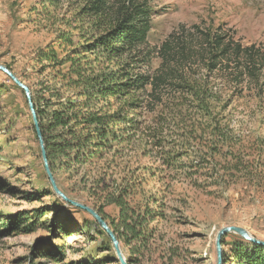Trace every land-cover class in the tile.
Wrapping results in <instances>:
<instances>
[{
	"label": "rangeland",
	"instance_id": "374dc122",
	"mask_svg": "<svg viewBox=\"0 0 264 264\" xmlns=\"http://www.w3.org/2000/svg\"><path fill=\"white\" fill-rule=\"evenodd\" d=\"M92 1L0 0V65L32 92L58 87L60 77L54 79V74L67 66L60 63L70 48L60 46L57 38L69 33L74 44L83 42L78 35L91 29V19L81 9ZM134 1L150 11L146 41L136 54L147 61L134 74L153 75L161 64L159 49L169 41L173 57L188 56L174 63L182 77H207L205 33L226 35L242 47L255 45L264 52V0ZM111 2L117 12L121 0ZM51 49L59 65L42 71L40 52ZM120 65L98 67L106 71ZM208 82L220 97L210 117L197 114L168 88H161V104L142 96L151 105L137 112L142 127L159 129L158 119L171 126L157 137L171 142L172 166L162 165L167 149L149 152L139 140L114 143L93 164L66 168L60 166L66 161L53 159L58 189L90 208L102 203L98 186L118 183L130 173L141 182L144 196L163 197V217L151 224L154 234L141 255L132 257L136 261L129 262L119 245L127 264H217L216 236L225 227L243 228L264 241V79L258 85L254 80L236 84L216 71ZM108 101L111 112L118 104L115 98ZM180 102L183 118L167 109ZM194 125L198 131L189 134ZM215 125L218 133L213 135ZM33 130L23 91L0 72V264H120L96 221L52 191ZM137 189L134 200L143 196ZM103 214L114 217L115 208L107 206ZM238 243L248 242L234 233L222 237L227 261L221 264H236L232 252Z\"/></svg>",
	"mask_w": 264,
	"mask_h": 264
},
{
	"label": "trees",
	"instance_id": "16d2710c",
	"mask_svg": "<svg viewBox=\"0 0 264 264\" xmlns=\"http://www.w3.org/2000/svg\"><path fill=\"white\" fill-rule=\"evenodd\" d=\"M46 1L53 4L57 0ZM121 3L117 12L111 0H94L88 7H83L81 14L91 19V29L78 35L83 42L74 44L73 35L69 33H61L57 38L60 46L70 48L60 63V66H67L63 70L57 69L54 74V79L60 77L59 86H41L33 92L28 87L52 174L55 169L53 159L66 161H60V166L64 164L66 168L93 164L102 160L114 143L131 144L135 140H139L144 149L149 147V152L154 148L167 149L165 157L160 154L162 165L172 166L171 142L157 137L171 126L158 119L159 129L142 127L137 112L151 107L142 96L154 100V104H161V88H168L185 104L189 103L197 114L210 117L220 97L211 88L209 75L217 71L236 84L254 80L258 85L259 80L264 79V52L261 48L255 45L242 47L232 37L212 33L202 34L206 54L202 62L207 77L199 80L182 77L179 65L174 63L187 61L188 56L173 57L169 41L159 49L161 64L153 75L134 74L136 66L147 61L146 57L139 58L136 54L138 47L146 41L150 11L145 3L134 0H121ZM39 62L42 71L59 65L52 49L41 51ZM118 62L121 65L113 70L100 71L98 67ZM44 94L51 95L44 99ZM109 98H115L118 104L111 112ZM183 102L167 109L174 116L183 118ZM194 126L189 134L198 131ZM201 132L206 133L205 129ZM211 132L213 135L218 133L217 125ZM138 180L130 173L118 183H102L98 186L102 203L92 208L127 250L129 262L136 261L132 258L134 255H141L154 234L151 224L163 217L164 209L163 197L157 200L156 195L144 196ZM137 187V192L143 195L140 200H134ZM107 206L115 208L114 217H104L103 209ZM232 254L236 264H264V247L252 243H238ZM222 260L227 261L225 255Z\"/></svg>",
	"mask_w": 264,
	"mask_h": 264
},
{
	"label": "water",
	"instance_id": "95a60500",
	"mask_svg": "<svg viewBox=\"0 0 264 264\" xmlns=\"http://www.w3.org/2000/svg\"><path fill=\"white\" fill-rule=\"evenodd\" d=\"M0 72L6 74L11 81L20 89L23 91L24 96L27 100V105H28V109L31 115V120H32V124H33V129L36 135V138L38 140V144H39V149H40V155H41V159L43 162V166H44V170L45 173L47 175V178L49 180V183L51 185V189L54 192V194L59 197L61 200H63L65 203L70 204L76 208H79L81 210H83L84 212L88 213L95 221L96 223L99 225V227L106 233V235L108 236V238L110 239L113 249L118 257L119 263L120 264H127L126 261L123 259L121 253H120V249H119V242L116 238V236L114 235V233L111 231V229L108 227V224L90 207L85 206L83 204L74 202L70 199H68L57 187L52 173L50 171L49 165H48V161H47V156H46V151H45V146H44V142H43V138L41 135V131L39 128V124H38V120L36 117V113H35V108H34V104L31 101V97H30V91L28 89V87L22 82L20 81V79H18L17 77H15L8 69H6L4 66L0 65ZM228 233H234L236 235H238L240 238H242L243 240H245L248 243H252L254 245H258L261 247H264V241L258 240L253 238L246 230H244L243 228H239V227H225L223 229H221L216 236V241H215V250H216V260H217V264H221L222 263V248H221V240L222 237Z\"/></svg>",
	"mask_w": 264,
	"mask_h": 264
}]
</instances>
